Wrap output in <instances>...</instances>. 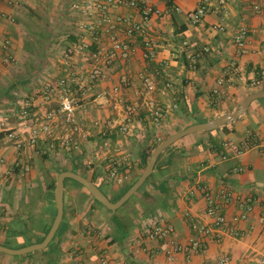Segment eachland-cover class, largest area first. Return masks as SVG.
<instances>
[{"label":"crops","instance_id":"obj_1","mask_svg":"<svg viewBox=\"0 0 264 264\" xmlns=\"http://www.w3.org/2000/svg\"><path fill=\"white\" fill-rule=\"evenodd\" d=\"M137 1L159 14L142 19L126 3L106 6L104 12L118 37L135 51L125 63L116 60L101 66L100 76L90 82L92 55L98 49L107 51L109 43L105 32L94 35L80 26L98 19L100 11L93 7L104 5V0H0V246L23 251L42 241L52 223L53 183L59 169L73 168L89 181L107 175L97 178V185L115 198L139 176L143 145L234 111L248 94L264 90V11L252 8L263 6L264 0ZM74 5L89 14L83 15ZM198 6L205 15L192 25L186 15ZM132 23L141 31L128 34ZM240 30L246 33L242 48L234 42ZM143 41L154 50L151 62L142 57ZM81 45L85 50L78 49ZM142 77L154 82L149 96L142 94ZM62 80L78 99L74 114L79 132L70 135L77 149L60 144L69 133L61 121L51 124V136L40 130L44 114L58 107ZM76 83L83 86V93ZM116 86L126 103H136L137 116L126 135L141 145L135 160L125 165L128 181L122 183L107 178L114 177L115 169L107 168L104 175L102 169L86 166L92 161L83 153L94 131L101 132L99 138L113 136V129L121 134L122 117L110 107V92ZM101 91L106 96L96 98ZM215 91H222V97ZM144 99L161 108L157 125L147 118ZM25 100L30 109L23 127L18 113ZM252 104L256 105L249 109ZM249 107L227 124L225 132H197L176 141L152 170L150 181L142 185L146 204L136 203L135 209L143 217L130 220L125 214L128 228L121 235L112 212L106 213L85 197L83 189L64 180L59 230L42 251L51 258L26 261L31 252L0 253V264H99L100 257L112 264H217L220 258L226 259L225 264H260L264 261V101H253ZM111 157L108 167L120 166ZM205 190L213 194L226 225L200 236L205 245L201 252H176L173 260H167L160 249L168 245L148 239V231L169 226L175 233L174 244L184 246L197 236L190 229L192 222L212 227L204 214ZM220 192L231 197L223 201Z\"/></svg>","mask_w":264,"mask_h":264},{"label":"built area","instance_id":"obj_2","mask_svg":"<svg viewBox=\"0 0 264 264\" xmlns=\"http://www.w3.org/2000/svg\"><path fill=\"white\" fill-rule=\"evenodd\" d=\"M105 4H96L93 8L94 10L100 11V16L93 23L81 25V30L86 32H90L91 34H96L98 31H103L106 33L109 43V49L104 51L103 49H98L96 53L92 55V69L89 72V80L93 82L100 76V67L110 66L114 61L120 60L125 63L129 59V56L134 53L135 48L125 43L118 37V34L115 32L113 25L110 23L109 18L105 14L104 10L108 5H122L124 3L127 4L128 7L133 8L138 11V13L142 16V19H147L151 15H158L159 11L153 6L146 4L144 2H138L137 0H104ZM73 8L83 13V15H88V10L86 8H82L78 5H74ZM252 8L255 12L259 13L261 10L264 11L263 6H259L256 4L252 5ZM205 15V9L202 6L196 7L194 10L189 11L187 13V18L192 25H197L201 19ZM122 23L120 19L117 20V24ZM107 25V27H106ZM141 28L137 23H132L127 28V33L130 34L132 32H140ZM245 31L240 30L239 33L235 36L234 42L239 47L242 48L244 46V38ZM142 57L146 61H153L155 57L154 50L151 44L148 41H143L141 44ZM86 46L81 45L78 47L79 50H85ZM141 89L142 94L144 96H149L154 90V82L152 79L148 77L141 78ZM70 82V81H69ZM75 82L71 79V83ZM77 84V83H76ZM59 85L61 86V91L59 94L58 107L55 110L48 111L44 114L43 119L44 123L41 125L40 130L45 133L47 136H51L50 126L52 123L56 121H61L68 127V134L64 135L60 139V144L62 146H68L72 149H77L76 142L70 137L72 134H77L79 132V127L75 120V108L78 106V99L74 97L69 88L67 87L66 80L60 81ZM78 88L81 93L84 92V88L82 85H78ZM79 92V93H80ZM113 95V99L110 103L111 110L115 112L117 115L122 117L121 123L119 125V132L122 135H126L129 133L133 120L137 116V106L136 103H126L121 94H119V87H113L110 92ZM214 94L220 98L222 97V91H215ZM106 96L105 92H99L95 95L96 98H103ZM143 107L146 109V116L152 122V124L157 125L159 120L162 118L163 114L161 108L155 104H153L150 100L144 99L142 101ZM30 109L29 100H25L22 102L20 111L18 113V118L22 121L21 125L26 127L25 118L28 115ZM36 134V131H33ZM115 173H113L114 175ZM205 199V216L211 220L212 227H209L204 224H199L196 222H192L190 224V229L193 233H196V237H192L189 239L188 243L184 246H179L174 244L175 233L169 226H154L152 227L148 233V239H161L163 240L168 247L160 249L161 252L165 255L166 259L171 261L174 258V254L176 252L183 253H198L201 252L205 245L203 240H201L200 236L206 237L208 235H212L214 232L213 229H221L226 225V220L224 215L221 214L219 205L215 202L214 196L210 191L205 190L203 193ZM231 195L227 192H220L218 194V198L223 201H228ZM216 240V239H215ZM99 264H112L105 257H100L98 260ZM226 259L220 258L217 264H225ZM260 264H264V261H260Z\"/></svg>","mask_w":264,"mask_h":264},{"label":"water","instance_id":"obj_3","mask_svg":"<svg viewBox=\"0 0 264 264\" xmlns=\"http://www.w3.org/2000/svg\"><path fill=\"white\" fill-rule=\"evenodd\" d=\"M260 99H264V90H260L251 94H248L241 101L240 106L234 110L225 114L217 115L203 123L194 124L186 127L185 129L175 132L172 135L168 136L164 140H162L151 152L146 162V165L140 175L137 177L135 182L125 191V193L115 202H110L108 198L98 189L91 181L86 179L85 177L71 171H63L60 172L56 176V180L54 183L53 189V200L55 206V216L50 225L48 232L41 242L32 245L30 247L22 249L23 251H14L8 248L0 246V253H4L7 255H19L27 252H32L36 250H42L47 247V245L51 242L54 237L59 224L62 220L63 215V189H64V180L71 179L78 184H80L92 197L93 199L101 204L105 209L109 211H113L119 208L124 202H126L145 182V180L150 176L154 164L156 162L157 157L169 146L178 141L184 136L193 133H205L210 132L215 129H221L226 126L228 123L239 119L247 110L249 105L253 101H257Z\"/></svg>","mask_w":264,"mask_h":264},{"label":"rangeland","instance_id":"obj_4","mask_svg":"<svg viewBox=\"0 0 264 264\" xmlns=\"http://www.w3.org/2000/svg\"><path fill=\"white\" fill-rule=\"evenodd\" d=\"M256 102V101H254ZM103 104H107L106 103H101L100 105ZM256 104H252L249 109L251 107H253ZM94 133V138L98 137L99 138V132L96 133V131L93 132ZM165 134L162 136V139H165ZM94 138L91 141H86L87 143L84 144L85 146H87V148L83 147V153H85V156H89L91 157L90 161H92L91 164H86V166H90V167H96V169H102L104 175L106 174V169L109 168V159L111 156V158H115L116 161L119 162L120 165H129L130 163H132V161L135 160V153L138 149H140V143H138L137 141L134 140H130L128 138L127 135H122L119 134L115 129H113V136L111 137H100L99 141H96V139L94 140ZM176 143H173L169 150H171L173 147H176ZM180 143V142H179ZM178 145V144H177ZM148 146L143 145V147ZM166 150L164 151L158 161H160V159H162L166 153L169 151ZM74 152H77V150H74ZM135 157V158H134ZM157 161V163H158ZM156 163V164H157ZM110 166V165H109ZM131 167V166H130ZM133 167V166H132ZM129 170V169H128ZM132 170V169H131ZM141 170L138 171V175H140ZM125 177V178H124ZM130 177V175H129ZM134 177V176H133ZM109 180H111V182H116V183H122L123 181H128V177L126 175V173H124L121 176L118 177H107ZM120 178V179H118ZM127 178V179H126ZM120 180L118 182V180ZM131 180V179H130ZM133 181V179H132ZM131 181V182H132ZM148 181H150V177L147 179L146 183H148ZM69 182V181H68ZM71 183V182H70ZM146 183L144 185H146ZM144 187V186H143ZM143 187H141L139 190H137L126 202H124L119 208L111 211L115 218L114 220H116L114 222V226L117 228V234L120 232V235L122 234V232H124L125 228H128V220L124 219L125 214L129 216L130 220H133L134 218L137 219L138 217L142 218L143 215L139 214V209H135V204L136 203H141V204H146V199L141 198V194H142V190L144 189ZM111 197V196H110ZM113 198V197H111ZM52 246H50V251L52 250L51 248ZM43 249L42 250H37L31 253H28L26 256V261L28 260H32L36 257H40L43 259H49L51 258L49 255L47 254H43ZM52 259H50L51 261Z\"/></svg>","mask_w":264,"mask_h":264},{"label":"trees","instance_id":"obj_5","mask_svg":"<svg viewBox=\"0 0 264 264\" xmlns=\"http://www.w3.org/2000/svg\"><path fill=\"white\" fill-rule=\"evenodd\" d=\"M96 53V52H95ZM94 54V53H93ZM259 103L260 102H263L264 101V99H260V100H257ZM227 126L228 125H226V126H224V127H222L221 129H215V130H213V131H210V132H206V134H216V133H218V132H225L226 131V129H227ZM162 140H164V139H162ZM162 140H157L156 142H154L153 144H151V145H148V146H146L142 151H141V154L139 155V159H140V163H139V165H138V167L140 168V170L142 171L143 169H144V167H145V165H146V162H147V160H148V157H149V155L151 154V152L153 151V149L162 141ZM169 148H170V146L167 148V149H165L164 151H166V150H169ZM163 151V152H164ZM162 152V153H163ZM161 153V154H162ZM160 154V155H161ZM160 155L157 157V159H156V162H155V164H154V167L156 166V163H157V161H158V159H159V157H160ZM154 167H153V169H154ZM112 169H115V171H114V177H118L120 174H123L124 173V171L126 170V167H125V165H120V166H117L116 164H113V165H111V167H109V170H112ZM72 172H75V170H73V168H71L70 169ZM63 171H66V169H62V170H60L59 169V171H58V173L59 172H63ZM108 173V172H107ZM101 176H102V178H106V176L107 175H105V176H103V175H98V176H95V177H92L91 178V182L98 188V189H100V191H102V193L108 198V200L110 201V202H115V201H117L124 193H125V191L135 182V180L137 179H134V181H132L127 187H123V188H121L120 189V191L119 192H117V196H115V198H111L110 196H109V193H107V192H105V191H103L98 185H97V182H96V179L97 178H101ZM150 177V176H149ZM148 177V178H149ZM147 178V179H148ZM147 179L145 180V182L147 181ZM71 182L76 188H79V189H83L84 191H85V193H86V196L85 197H87V198H90L91 200H92V202L95 204V205H98L99 207H101L106 213H109V212H111V211H109V210H107V209H105L101 204H99V203H97L94 199H93V197L80 185V184H78L77 182H75V181H73V180H71V179H65V182L67 183V182ZM144 182V183H145ZM144 185V184H143ZM53 187H54V183H53ZM142 187V186H141ZM140 187V188H141ZM139 188V189H140ZM138 189V190H139ZM54 216H55V208H54V212H53V215H52V218H51V221L50 222H52V220H53V218H54ZM59 230V229H58ZM58 230L56 231V233H55V236H56V234H57V232H58ZM47 233V232H46ZM45 233V234H46ZM55 236L53 237V238H55ZM52 238V239H53ZM52 241V240H51Z\"/></svg>","mask_w":264,"mask_h":264}]
</instances>
